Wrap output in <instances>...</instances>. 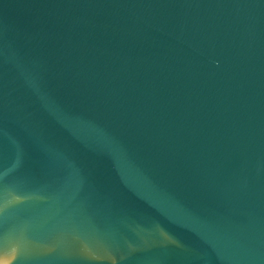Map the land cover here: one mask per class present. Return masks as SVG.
Returning a JSON list of instances; mask_svg holds the SVG:
<instances>
[{
  "label": "water",
  "instance_id": "95a60500",
  "mask_svg": "<svg viewBox=\"0 0 264 264\" xmlns=\"http://www.w3.org/2000/svg\"><path fill=\"white\" fill-rule=\"evenodd\" d=\"M0 264H264V0H0Z\"/></svg>",
  "mask_w": 264,
  "mask_h": 264
}]
</instances>
